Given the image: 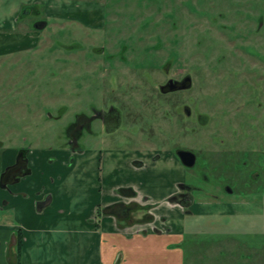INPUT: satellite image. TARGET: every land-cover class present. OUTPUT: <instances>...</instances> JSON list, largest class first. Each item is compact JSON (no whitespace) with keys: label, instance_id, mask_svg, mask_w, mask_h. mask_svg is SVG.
Segmentation results:
<instances>
[{"label":"rangeland","instance_id":"rangeland-1","mask_svg":"<svg viewBox=\"0 0 264 264\" xmlns=\"http://www.w3.org/2000/svg\"><path fill=\"white\" fill-rule=\"evenodd\" d=\"M226 1H57L59 17L47 18L48 27L38 30L39 37L28 48L0 56V117L5 118L0 137L5 145L44 152L49 162L67 146V131L77 115L89 114L91 104L116 103L123 111L114 135L116 146L101 145L98 137L83 132L82 149L98 148L102 153L128 149L140 161L146 159L144 150L153 157L160 154L159 147H169L164 144V130L170 131V125L160 101L164 95L155 94L153 88L165 79L166 62L170 61L169 73L196 61L204 66L201 73L196 71L194 81L195 87L197 82L206 85L208 100H213L215 82L224 86L230 81L228 72H220L227 69L231 57L215 38L225 35L211 23L217 6L229 7ZM217 68L219 77L211 72ZM176 142L180 146L183 139L178 136ZM251 156L261 179L236 183L232 177L237 169L229 167L220 169L217 177L221 178L211 184L201 182L200 191H194L184 229L209 231L200 234L207 242L224 239L226 234L238 246L227 247L234 243L224 241L221 250L209 249L206 255L212 264H264V149ZM153 157L141 171L121 167L105 179L90 171L76 181L77 192L99 199L115 181L129 179L148 190L158 186L149 177L157 175L168 182L180 174L173 165L170 169L154 165Z\"/></svg>","mask_w":264,"mask_h":264},{"label":"crops","instance_id":"crops-1","mask_svg":"<svg viewBox=\"0 0 264 264\" xmlns=\"http://www.w3.org/2000/svg\"><path fill=\"white\" fill-rule=\"evenodd\" d=\"M57 1L0 0V56L28 48L48 27L47 18L59 17ZM4 120L0 117L2 127ZM22 154L26 163L20 165ZM44 154L7 146L0 137V264H212L209 249L221 250L224 241L238 247L229 235L207 242L200 234L209 231L184 229L189 211L171 200L183 166L169 151L163 149L152 163L168 169L173 165L179 175L168 182L149 177L158 186L148 190L129 179L115 181L97 200L77 192L76 181L90 171L99 179L121 167L141 171L153 157L151 151L144 150V161L134 159L128 149L102 153L64 147L49 162ZM119 188H125L123 193Z\"/></svg>","mask_w":264,"mask_h":264},{"label":"flooded vegetation","instance_id":"flooded-vegetation-1","mask_svg":"<svg viewBox=\"0 0 264 264\" xmlns=\"http://www.w3.org/2000/svg\"><path fill=\"white\" fill-rule=\"evenodd\" d=\"M228 2L227 8L217 6L216 16L211 18L216 30L225 35L222 39L215 34L214 37L231 57L227 69L220 72H228L227 85L215 82L214 88L210 87L214 91L213 100H208L206 85L197 82L195 87V73L204 69L198 61L193 66L182 65L175 73H169L168 61L163 68L165 79L154 83V93L164 95L160 101L170 125V131L164 130V144L169 147L159 148L174 152L180 162L178 151H183L185 162H191L190 165L181 162L184 176L171 195V200L183 205L184 211H189L194 191H200L201 182L211 184L221 178L217 177L220 169H237L232 177L236 183L262 178L258 165L250 163V158L252 153L264 149V0ZM211 72L219 77V68ZM90 108L89 114L77 115L68 128L65 147L73 152L84 150L79 144L83 132L98 137L101 145L116 146L114 135L123 121L121 108L116 103L106 107L91 104ZM178 136L183 139L180 146L176 142ZM23 158L24 154L20 162L25 164ZM157 158L158 153L153 159ZM129 190L132 196L136 195L131 187Z\"/></svg>","mask_w":264,"mask_h":264},{"label":"water","instance_id":"water-1","mask_svg":"<svg viewBox=\"0 0 264 264\" xmlns=\"http://www.w3.org/2000/svg\"><path fill=\"white\" fill-rule=\"evenodd\" d=\"M164 86H165V85H163V86L161 87L162 90L165 88ZM184 154H186V153L183 152V151H182V152H181V151H178V156H179L181 162L184 163V164H188V165H190L191 162H190V163H186V162H185L184 157H183Z\"/></svg>","mask_w":264,"mask_h":264},{"label":"trees","instance_id":"trees-1","mask_svg":"<svg viewBox=\"0 0 264 264\" xmlns=\"http://www.w3.org/2000/svg\"><path fill=\"white\" fill-rule=\"evenodd\" d=\"M26 7H28V6H26ZM26 7H24L23 10H26V9H27ZM22 12H23V11H22ZM18 161H19V162H20V161L22 162V160H21L20 157H19ZM124 189H125V188H120V189H119V192L123 193V190H124Z\"/></svg>","mask_w":264,"mask_h":264}]
</instances>
